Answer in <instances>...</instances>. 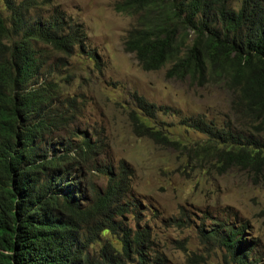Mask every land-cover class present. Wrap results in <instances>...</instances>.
Listing matches in <instances>:
<instances>
[{
	"label": "trees",
	"instance_id": "trees-1",
	"mask_svg": "<svg viewBox=\"0 0 264 264\" xmlns=\"http://www.w3.org/2000/svg\"><path fill=\"white\" fill-rule=\"evenodd\" d=\"M229 1L115 2L116 12L135 20L123 44L142 69L170 63L167 78L221 84L230 96L232 121L217 125L199 116L181 121L205 136L189 147L149 125L159 107L136 92L129 120L135 135L177 152L184 168L218 175L237 168L262 182L264 0H241L238 8ZM2 2L9 14L0 12V264H130L135 256L138 264H159V256L152 263L147 257L148 231H131L116 219L128 210L124 168L104 166L106 186L89 199L79 178L71 176L72 160L92 153L95 143L85 132L76 144L59 141V148L50 142L66 115L53 106L60 87L38 80L39 44L70 55L76 45L83 47L84 29L59 15L29 20L33 0ZM187 30L194 35L189 43ZM212 225L205 237L225 247L234 264H259L251 253L256 244L242 237L245 225ZM105 233L109 239L90 254L91 244Z\"/></svg>",
	"mask_w": 264,
	"mask_h": 264
},
{
	"label": "rangeland",
	"instance_id": "rangeland-1",
	"mask_svg": "<svg viewBox=\"0 0 264 264\" xmlns=\"http://www.w3.org/2000/svg\"><path fill=\"white\" fill-rule=\"evenodd\" d=\"M33 1L29 20L59 15L66 24H79L86 34L83 47L76 45L70 55L43 44L38 51L42 64L38 80L60 87L53 106L66 115L65 125L53 132L50 142L59 148V141L76 144L85 132L95 143L92 153L75 154L72 160L71 176L79 178L86 196L90 199L94 190L106 186L104 166L113 171L122 166L128 184L123 203L128 210L116 219L131 231H148L146 253L151 263L159 256V264H234L225 247L205 237L213 222L220 221L245 225L242 237L256 244L251 253L264 263V181L237 168L221 175L184 168L177 152L131 129L136 92L159 107L149 125L189 147L205 136L186 128L181 123L185 117L199 116L217 125L232 121L230 96L223 85L167 78L170 63L157 70L142 69L134 54L124 49L135 20L114 10L118 0ZM240 1L230 0L229 5L238 8ZM0 12L9 14L2 0ZM193 36L187 30L186 43ZM105 239L107 233L91 244L89 253H96ZM130 264H138L136 256Z\"/></svg>",
	"mask_w": 264,
	"mask_h": 264
}]
</instances>
